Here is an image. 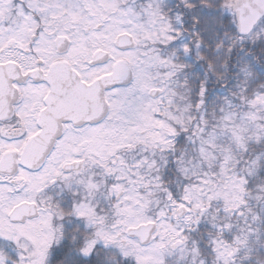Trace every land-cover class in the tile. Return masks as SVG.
I'll use <instances>...</instances> for the list:
<instances>
[{"label":"snow or ice","instance_id":"6c2138e0","mask_svg":"<svg viewBox=\"0 0 264 264\" xmlns=\"http://www.w3.org/2000/svg\"><path fill=\"white\" fill-rule=\"evenodd\" d=\"M0 264H264V0H0Z\"/></svg>","mask_w":264,"mask_h":264}]
</instances>
